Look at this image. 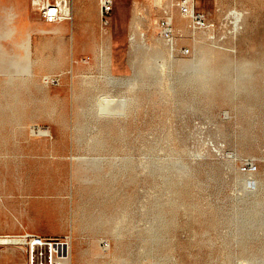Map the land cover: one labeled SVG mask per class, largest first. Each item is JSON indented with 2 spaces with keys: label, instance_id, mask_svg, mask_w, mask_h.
I'll list each match as a JSON object with an SVG mask.
<instances>
[{
  "label": "rangeland",
  "instance_id": "obj_1",
  "mask_svg": "<svg viewBox=\"0 0 264 264\" xmlns=\"http://www.w3.org/2000/svg\"><path fill=\"white\" fill-rule=\"evenodd\" d=\"M174 1L113 0L106 18L86 19L64 72L25 80L29 40L20 70L6 49L0 172L73 183L77 235L43 237L67 242V264H264V0H196L208 22L196 31ZM164 9L173 49L159 33ZM12 209L0 198V225L16 221ZM26 235L0 233L19 239L0 254L26 251Z\"/></svg>",
  "mask_w": 264,
  "mask_h": 264
},
{
  "label": "crops",
  "instance_id": "obj_2",
  "mask_svg": "<svg viewBox=\"0 0 264 264\" xmlns=\"http://www.w3.org/2000/svg\"><path fill=\"white\" fill-rule=\"evenodd\" d=\"M98 14V0H72L71 21L47 23L30 0H0V64L6 63V49H12L15 50L14 63L20 66V70L27 59L25 49L28 39L30 74L26 76L19 72L25 80L42 78L45 74L51 75V72H64L69 53L72 57L82 53L78 47V38L83 37L88 30L86 19L97 17ZM172 16L180 19L176 14ZM258 23H262L260 17ZM183 26L184 23L180 28ZM70 30L73 35L69 33ZM63 40L66 49H61L58 60H55L54 48L62 44ZM22 94L35 95L31 89L23 90ZM19 109L21 112L29 110L27 105L19 106ZM54 110L63 111L61 105ZM83 110L78 108L73 111ZM39 142L46 144L45 140ZM58 173L0 172V198L13 204V216L17 218L16 221L1 224L0 233H31L47 238L65 234L73 238L76 236L78 221L66 214V191L71 182ZM5 205L11 209L9 204ZM0 264H27L26 251L17 248L0 254Z\"/></svg>",
  "mask_w": 264,
  "mask_h": 264
},
{
  "label": "built area",
  "instance_id": "obj_3",
  "mask_svg": "<svg viewBox=\"0 0 264 264\" xmlns=\"http://www.w3.org/2000/svg\"><path fill=\"white\" fill-rule=\"evenodd\" d=\"M32 5L38 10L41 18L47 23L71 20L72 0H30ZM99 13L102 19L110 13L112 0H98ZM196 0H175L180 15L186 18L188 26L192 30L208 27V22L204 15L197 11ZM164 16L159 19L160 36L168 43L171 49L174 48V29L171 16L166 9L163 10ZM188 48H183L181 53L186 55ZM50 83H55V78H49ZM38 133V129H33ZM27 238H29L27 240ZM27 244V264H67L69 259V249L67 242L58 239H46L37 235H26Z\"/></svg>",
  "mask_w": 264,
  "mask_h": 264
},
{
  "label": "bare ground",
  "instance_id": "obj_4",
  "mask_svg": "<svg viewBox=\"0 0 264 264\" xmlns=\"http://www.w3.org/2000/svg\"><path fill=\"white\" fill-rule=\"evenodd\" d=\"M120 9V8H119ZM233 9V8H232ZM235 9V8H234ZM241 11V10H240ZM245 12V11H244ZM232 16H233V18H234V24L233 25H235V27H234V30L233 31H235L236 32V30H237V28H238V22H240V19H241V16H240V13L239 12H236V11H232L231 13H230ZM230 14L228 13L227 15H229V17H231L230 16ZM242 15V14H241ZM245 15V14H244ZM228 17V18H229ZM243 17V16H242ZM227 18V17H226ZM225 18V19H226ZM227 18V19H228ZM233 18H232V20H233ZM243 19H247V18H243ZM233 22V21H232ZM245 22V24L247 23L246 21H244ZM227 23V22H226ZM241 23H242V21H241ZM212 25V24H211ZM241 25H243V24H241ZM247 25V24H246ZM245 26V25H244ZM206 29V28H205ZM208 29V28H207ZM206 29V30H207ZM244 28H242V30H243ZM214 30V29H213ZM194 31V30H193ZM196 31V30H195ZM232 31V32H233ZM245 31V30H244ZM230 32V31H229ZM242 32V31H241ZM203 33V32H202ZM206 33V32H205ZM228 33V32H227ZM238 33V32H237ZM243 33V32H242ZM201 34V33H200ZM234 34V33H233ZM203 35H204V33H203ZM231 35V34H230ZM198 37V36H197ZM134 39V36H132L131 37V39L130 40H133ZM196 39V38H195ZM129 42V41H128ZM197 43V42H196ZM174 46V45H173ZM257 48H259V47H257ZM261 49V48H260ZM171 50V49H170ZM260 55V54H259ZM183 63H184V61H183ZM262 62H260V64H261ZM180 64H182V63H180ZM259 65V64H258ZM180 66V65H179ZM260 66V65H259ZM179 68H181V67H179ZM222 68V67H221ZM262 68V67H261ZM264 68V67H263ZM262 72V71H261ZM262 77V76H261ZM255 80H256V78H255ZM21 90V89H20ZM80 95V94H79ZM78 95V96H79ZM84 96V95H83ZM19 97V96H18ZM76 97V96H75ZM20 98V97H19ZM81 98V97H80ZM85 98V97H84ZM78 101V100H77ZM6 102V101H5ZM12 103V102H11ZM77 102H75V104H76ZM5 105H7V104H5ZM27 107H28V104H27ZM19 110V109H18ZM25 111H26V109H25ZM7 112V111H6ZM5 112V113H6ZM9 112V111H8ZM10 113L12 114V112L10 111ZM6 115H7V113H6ZM15 117H16V114H15ZM7 119H8V117H6ZM4 120V119H3ZM10 120V119H9ZM4 122V121H3ZM6 122V121H5ZM6 124V123H5ZM4 125V124H3ZM41 130V129H40ZM2 131V130H1ZM41 133H44V132H46L47 133V131H44V132H42V131H40ZM1 140V139H0ZM1 142V141H0ZM6 142V141H5ZM4 147V146H3ZM7 148V147H6ZM7 165V164H6ZM79 226V225H78ZM77 226V227H78ZM80 229V228H79ZM70 232V231H69ZM77 235V234H76ZM79 237V236H78ZM22 240V239H21ZM19 241V239H15V238H9V237H4V238H1L0 239V243H7V244H9V243H17ZM78 241V240H77ZM26 242V240L24 239L21 243L23 244V243H25ZM76 242V241H75ZM76 244V243H75ZM77 245V244H76ZM77 250V249H76Z\"/></svg>",
  "mask_w": 264,
  "mask_h": 264
}]
</instances>
